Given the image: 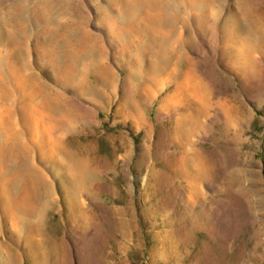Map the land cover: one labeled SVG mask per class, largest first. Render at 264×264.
<instances>
[{
	"label": "rangeland",
	"instance_id": "rangeland-1",
	"mask_svg": "<svg viewBox=\"0 0 264 264\" xmlns=\"http://www.w3.org/2000/svg\"><path fill=\"white\" fill-rule=\"evenodd\" d=\"M9 65L74 155L38 163L46 264H264V0H0Z\"/></svg>",
	"mask_w": 264,
	"mask_h": 264
},
{
	"label": "bare ground",
	"instance_id": "bare-ground-1",
	"mask_svg": "<svg viewBox=\"0 0 264 264\" xmlns=\"http://www.w3.org/2000/svg\"><path fill=\"white\" fill-rule=\"evenodd\" d=\"M8 72L14 77L11 84L0 73V134L4 139L0 150V177L8 175L0 182V213L3 220L12 226L27 220L22 234L24 250L28 255L38 258L47 256L43 252V220L46 211L53 208L56 202L53 186L45 173L39 170L38 163L45 162L69 184L76 179L70 177L57 156L65 155L72 160L74 155L65 141L55 135L59 125L65 121H57L40 111L38 105H32L37 94L49 92L46 89L48 87L44 84H34L35 87L33 84L28 85L32 79L21 76L19 67L9 65ZM28 87H31L29 93ZM53 103L54 98L50 96L44 98L41 107L46 111H54ZM49 117L51 120L45 124L44 120ZM11 162L16 164L14 170L8 169ZM1 245L0 250L5 257L4 261L0 260V264H20L22 253L13 252L12 247L6 244L2 245L3 250ZM45 260L44 257V264ZM37 264H42L41 260Z\"/></svg>",
	"mask_w": 264,
	"mask_h": 264
}]
</instances>
